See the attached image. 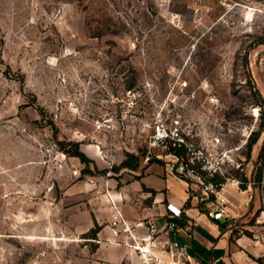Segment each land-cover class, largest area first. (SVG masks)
<instances>
[{
    "label": "rangeland",
    "instance_id": "rangeland-1",
    "mask_svg": "<svg viewBox=\"0 0 264 264\" xmlns=\"http://www.w3.org/2000/svg\"><path fill=\"white\" fill-rule=\"evenodd\" d=\"M260 3L0 0V264H126L114 213L133 219L148 172L187 181L178 134L252 187L264 229Z\"/></svg>",
    "mask_w": 264,
    "mask_h": 264
},
{
    "label": "crops",
    "instance_id": "crops-1",
    "mask_svg": "<svg viewBox=\"0 0 264 264\" xmlns=\"http://www.w3.org/2000/svg\"><path fill=\"white\" fill-rule=\"evenodd\" d=\"M260 136L253 144L256 151L260 146ZM252 163L253 160L248 161V164ZM248 174L246 173V176ZM179 181L184 185L181 192L175 188ZM142 182L149 188L144 193L146 202L131 214L130 217L133 219L128 218L130 222L135 223L150 217L158 226H163L170 218V211L167 208L170 201L180 206L183 212L182 217L177 218L179 228L174 229L170 235L173 239L188 245L198 264H264V229L259 233L258 225L249 221L258 206L251 205L252 201L255 203L257 201L253 199L251 186L247 184V188L243 189L240 185L227 182L222 189L223 195L228 199L226 211L222 218L216 219L208 214L199 199L194 198L190 190L194 191L195 188L186 180L182 178L175 180L170 175L164 178L148 172L142 178ZM151 189L155 190L152 197ZM260 222H263V219H257L256 223ZM235 229L239 231L236 232ZM112 253V259L125 260L126 264H133L132 260L137 258L127 246H122V250H114ZM102 264L111 263L107 261Z\"/></svg>",
    "mask_w": 264,
    "mask_h": 264
},
{
    "label": "built area",
    "instance_id": "built-area-1",
    "mask_svg": "<svg viewBox=\"0 0 264 264\" xmlns=\"http://www.w3.org/2000/svg\"><path fill=\"white\" fill-rule=\"evenodd\" d=\"M260 2L254 10L264 12V0ZM174 143L183 145L187 149V156L180 157L173 153L177 163L171 164L170 170L185 177L188 184L195 188L194 191L191 189L194 198L204 204L210 216L222 218L228 202L222 193L226 183H217L214 180L215 171L201 161L202 157L205 158L203 150L193 141L186 140L178 134ZM232 183L240 185L241 180L234 179ZM167 208L170 211V218L163 226H158L150 217L132 223L121 213H114L115 217L121 220L123 243L137 255L136 260H132L133 264H198L188 245L173 239L170 235L174 229L179 228L177 218L182 217V208L170 201Z\"/></svg>",
    "mask_w": 264,
    "mask_h": 264
},
{
    "label": "trees",
    "instance_id": "trees-1",
    "mask_svg": "<svg viewBox=\"0 0 264 264\" xmlns=\"http://www.w3.org/2000/svg\"><path fill=\"white\" fill-rule=\"evenodd\" d=\"M259 136H260V133L259 132H256L254 134V136L251 138L248 146L249 148L251 149L253 147V144H255L258 139H259ZM169 150L171 153H174L180 157H186L187 156V149L181 145H169ZM76 155L82 157V158H86L85 156V153L83 151L80 150V147L77 145V149L75 151ZM90 160V159H89ZM122 167H128V168H131V169H137L139 167V157L134 155L133 153H128V157L122 162ZM262 177H263V172L262 170H260L258 173H257V180L261 181L262 180ZM246 181L248 180L247 177H245ZM214 180L219 183V182H224V180L222 179H219L217 178V176L214 178ZM247 183V182H246ZM243 189L247 188V185L245 183H241L240 185ZM152 190V189H151ZM155 192V190H153Z\"/></svg>",
    "mask_w": 264,
    "mask_h": 264
}]
</instances>
